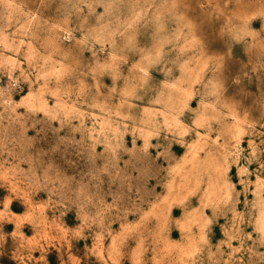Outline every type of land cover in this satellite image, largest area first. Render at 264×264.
<instances>
[{
  "label": "rangeland",
  "instance_id": "rangeland-1",
  "mask_svg": "<svg viewBox=\"0 0 264 264\" xmlns=\"http://www.w3.org/2000/svg\"><path fill=\"white\" fill-rule=\"evenodd\" d=\"M0 264H264V0H0Z\"/></svg>",
  "mask_w": 264,
  "mask_h": 264
}]
</instances>
